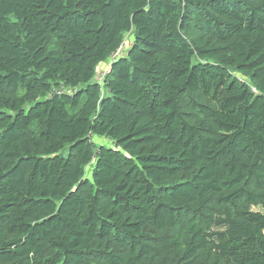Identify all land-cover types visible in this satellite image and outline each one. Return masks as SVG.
<instances>
[{"label":"trees","instance_id":"trees-1","mask_svg":"<svg viewBox=\"0 0 264 264\" xmlns=\"http://www.w3.org/2000/svg\"><path fill=\"white\" fill-rule=\"evenodd\" d=\"M0 264H264V0H0Z\"/></svg>","mask_w":264,"mask_h":264},{"label":"built area","instance_id":"built-area-1","mask_svg":"<svg viewBox=\"0 0 264 264\" xmlns=\"http://www.w3.org/2000/svg\"><path fill=\"white\" fill-rule=\"evenodd\" d=\"M108 68L109 66H106L97 72L98 74L96 77V81L98 82L102 90H104V87L106 85V78L108 76Z\"/></svg>","mask_w":264,"mask_h":264},{"label":"rangeland","instance_id":"rangeland-1","mask_svg":"<svg viewBox=\"0 0 264 264\" xmlns=\"http://www.w3.org/2000/svg\"><path fill=\"white\" fill-rule=\"evenodd\" d=\"M131 42H132V36H130V37H128L127 38V48L129 47V45L131 44ZM105 67V66H104ZM104 67H102V68H104ZM101 68V69H102ZM94 142H95V145L96 146H100V145H106V146H111L112 144L111 143H105L103 140H100V138H95L94 137V140H93ZM87 173L88 174H90V176H91V167H88L87 168ZM89 176V175H88Z\"/></svg>","mask_w":264,"mask_h":264}]
</instances>
